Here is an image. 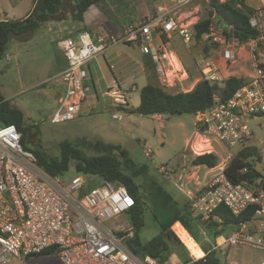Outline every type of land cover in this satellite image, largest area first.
Returning a JSON list of instances; mask_svg holds the SVG:
<instances>
[{"label": "built area", "instance_id": "obj_1", "mask_svg": "<svg viewBox=\"0 0 264 264\" xmlns=\"http://www.w3.org/2000/svg\"><path fill=\"white\" fill-rule=\"evenodd\" d=\"M249 23L260 34L246 42L216 20L199 39L210 50L195 63L197 81L222 87L229 77L226 65L234 67L243 59L251 67L244 84L230 97L222 99L215 93L212 105L195 115L198 132L192 145L207 144L209 151L204 153H214L219 160L215 167L205 168L202 180L197 176L200 167H194L195 171L185 178L184 191L190 208L203 219L213 216L221 206L234 216L257 206L256 215L264 216L263 194L231 183L224 174L225 165L234 155L227 154L222 159L211 147L216 143L224 153L247 147L253 137L250 122L264 116V1ZM176 31L184 43L192 40L186 26H180L169 14L160 11L141 24L125 25L117 34L92 36L82 31L61 41L59 47L66 65L53 80L63 86V92L50 122L57 124L78 116L86 100L83 81L87 77V63L118 44H134L148 55L162 88L171 93L191 91L195 84L188 90L176 88V81L181 85L188 80V74L177 53L162 39L163 35ZM246 46L249 51L244 52ZM244 53L246 56L242 57ZM174 60L181 69L173 73L176 77L180 74L181 80H169ZM100 96L110 100L113 108L128 105L126 92L116 84ZM113 118L120 119L121 115L114 113ZM190 150L193 151L192 147ZM133 207L132 197L121 184L101 182L85 189V181L78 176L65 182L46 174L37 166L34 154L23 148L19 130L14 125H0V264H8L11 258L23 260L49 249L55 250L61 264H157L152 257L135 255L128 248L135 231L125 217ZM252 224L237 226L226 242L232 248L257 252L258 264H264V236L255 234Z\"/></svg>", "mask_w": 264, "mask_h": 264}, {"label": "rangeland", "instance_id": "obj_2", "mask_svg": "<svg viewBox=\"0 0 264 264\" xmlns=\"http://www.w3.org/2000/svg\"><path fill=\"white\" fill-rule=\"evenodd\" d=\"M34 1L1 0L0 20L24 18L31 11ZM108 4L109 0H103L101 10L107 11ZM248 10L244 8V11ZM73 13V5L64 0L57 16L48 19L44 25L32 32L11 37L3 57L0 58V92L5 101L23 112L25 126H36L29 131L32 136L31 142L27 144L29 148L55 158L59 156V145L68 143L88 156L114 157L122 172L129 175L138 186L144 216V226L137 233L140 243L145 244L154 238H161L172 251L174 250L173 255H176H171V260L165 264H181V246L191 256L187 243L193 242L200 251H204L207 245L204 240L207 237L206 230L200 223L203 219L199 221L198 215L191 208L186 209L189 200L184 191L185 176L194 169L191 165L193 155L209 151L207 144L192 145L194 135L198 132L197 118L189 114L143 117L126 113L121 107L113 108V105L111 110L104 111L105 104L111 105V101L101 98L98 94L97 101L89 100L81 105L75 119L51 123L49 119L58 105L57 82L53 80V76L59 70L60 62L64 60L59 43L72 37L81 27V22L73 18ZM103 16L107 17L108 13ZM174 35L176 36L172 35L170 40L168 39L171 49L177 53L181 63L195 73L193 78L182 81L181 85L176 81L175 85L177 89L188 90L199 78L195 63L204 55V45L194 39L186 44L177 31ZM131 48L135 50L134 54L137 52L145 57V64L148 62L149 66H154L148 55L137 51L135 47ZM247 51L248 46L244 52ZM241 56L246 55L244 53ZM170 70L169 80L183 78L180 74L176 77L173 73L178 70L175 64ZM225 71L229 76L246 79L251 67L249 62L241 59L234 67L226 65ZM129 74L131 81L122 87L128 100V105L124 108H135L138 105L140 89L146 84L161 87L156 73L154 76H148L134 66ZM114 113H119L121 118H113ZM249 125L253 137L246 146H254L260 152L264 150V118L251 121ZM191 147L195 153L190 150ZM211 147L217 150L222 159H225L227 154L234 155L239 150L236 147L224 153L216 143H212ZM145 152L149 155L146 156ZM258 168L260 171L264 170V166ZM206 170L201 167L198 169L197 176L200 180L204 178ZM76 176L85 181V189L101 183L97 177L76 173L73 164H70L69 170L60 178L69 182ZM260 217L264 220V216ZM125 220L128 221V218L125 217ZM233 227H226L223 236L225 237L227 230ZM229 246L227 243L224 249ZM217 257L224 262L218 252ZM247 258L248 253H245L244 259ZM8 264L61 262L57 254H49L28 256L23 260L11 258Z\"/></svg>", "mask_w": 264, "mask_h": 264}, {"label": "trees", "instance_id": "obj_3", "mask_svg": "<svg viewBox=\"0 0 264 264\" xmlns=\"http://www.w3.org/2000/svg\"><path fill=\"white\" fill-rule=\"evenodd\" d=\"M74 7L73 18L79 22L83 21L84 12L91 5L97 4L100 0H65ZM64 0H35L31 12L22 19L1 20L0 21V58L3 57L7 44L12 36H18L32 32L46 23L50 18L57 16L63 7ZM208 15L191 26L192 40L200 42L201 34L208 32L213 20H216L229 27L231 34L242 42L255 39L260 32L250 26L249 19L254 14V10L244 11L246 7L244 0H208ZM93 36V35H92ZM163 41H167L165 35ZM203 44V43H202ZM204 45V55L209 53L210 47ZM148 63V62H147ZM145 64L144 72L148 76H154V66ZM151 63V62H149ZM183 64V63H182ZM184 66V64H183ZM188 78H193V73L185 67ZM245 78L239 76H229L223 82L222 87L199 80L189 92L178 91L171 93L160 86L146 84L140 89L139 104L135 108H123L126 113L139 116L155 115H197L208 109L213 103V96L218 94L222 99H226L241 87ZM63 92V86L61 88ZM264 118V116H260ZM0 125H14L21 133V144L23 148L34 154L37 166L50 176H62L73 164L76 173L83 176L97 177L101 182H111L123 185L134 201V207L127 214L130 224L133 226L134 238L127 244L132 253L138 256L148 255L157 261V264H165L174 250L169 247L161 238L157 237L151 241L140 243L137 233L144 226L143 209L138 193V186L133 179L120 169L119 162L112 156H88L80 150L72 147L68 143L59 145V156L48 157L38 150L28 147L32 136L29 131L36 126H25L23 112L5 101L0 92ZM31 136V137H30ZM193 155L191 165L193 167L213 168L218 164V157L214 153H199ZM258 166H264V150L260 152L254 146L240 148L224 167L226 178L233 184H242L254 193L264 195V170L260 171ZM244 170V171H243ZM261 180V182H259ZM94 186H89L88 189ZM190 208L189 202L186 207ZM257 206H250L240 215H232L225 207L221 206L215 210L214 215L200 222L204 225L205 234L208 238L216 239L221 236L223 230L228 226L237 227L242 223H253L257 218ZM200 221L201 216H197ZM179 246V243H178ZM207 252V251H205ZM56 254L54 249H49L40 254ZM179 257L181 264H221L214 257L213 252H209L203 258L193 259L189 256L184 247H180Z\"/></svg>", "mask_w": 264, "mask_h": 264}, {"label": "crops", "instance_id": "obj_4", "mask_svg": "<svg viewBox=\"0 0 264 264\" xmlns=\"http://www.w3.org/2000/svg\"><path fill=\"white\" fill-rule=\"evenodd\" d=\"M207 1L208 0H109L107 11H102L101 6L103 0H100L97 4L88 7L84 12L81 27L80 29H77L72 37H76V35L82 31H88L93 36L106 33L117 34L123 30L125 25L141 24L149 17L160 13V11L169 14L180 26H186L190 29L192 25L207 17ZM220 1L223 2L225 0ZM263 1L264 0H244L245 8L257 11L263 5ZM250 3H253V5ZM122 5H125V7ZM106 12L108 13L107 17L103 16ZM175 33L176 32L165 36L167 41L168 39L170 40L172 35L173 37L176 36L174 35ZM167 44L171 49L169 41ZM131 47H135L137 51L140 52L138 47L134 46V44H118L108 48L100 57L92 59L87 63V77L85 78L86 80L84 79L83 81V90L87 96L85 103H88L89 100L97 101L98 94H101L106 88L111 87L114 84L121 88L128 84L132 78L129 73L134 66L144 72L146 62L145 57L142 54H137V52L134 54L135 50ZM65 65L66 60L64 57V60L60 62L59 70L54 76L58 74ZM110 66H112V68H110ZM57 88L59 98L62 93V85L57 83ZM111 106L112 103L111 105L105 104L104 111L111 110ZM194 171L195 170L193 169L192 172ZM224 231L226 232V229H224L222 235L216 239L206 237L204 240L207 245L205 246L204 251H200L193 242L187 243L189 253L193 259H200L205 255V251L212 250L214 257L219 261L220 259L217 257V252L223 257L224 262L220 261L221 264H258L260 256L257 252H252L243 247L232 248L231 246L225 250L224 246L227 245V239L232 233L237 231V227L227 230L225 237L223 236ZM252 231L255 234H262L264 236V220L260 216H257L253 222ZM245 253H248V258L246 260L244 259ZM171 255L168 260H171ZM173 256L176 257L175 254ZM255 256L257 258H255Z\"/></svg>", "mask_w": 264, "mask_h": 264}, {"label": "bare ground", "instance_id": "obj_5", "mask_svg": "<svg viewBox=\"0 0 264 264\" xmlns=\"http://www.w3.org/2000/svg\"><path fill=\"white\" fill-rule=\"evenodd\" d=\"M173 64H175V67H176L178 70L181 69L180 64H179L176 60H174ZM202 144H205V143H202Z\"/></svg>", "mask_w": 264, "mask_h": 264}]
</instances>
